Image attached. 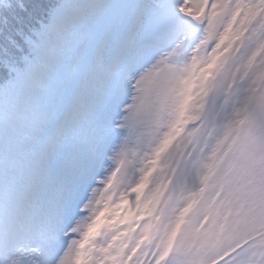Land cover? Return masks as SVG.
Segmentation results:
<instances>
[{"label":"snow or ice","instance_id":"1","mask_svg":"<svg viewBox=\"0 0 264 264\" xmlns=\"http://www.w3.org/2000/svg\"><path fill=\"white\" fill-rule=\"evenodd\" d=\"M0 264H264V0H0Z\"/></svg>","mask_w":264,"mask_h":264}]
</instances>
